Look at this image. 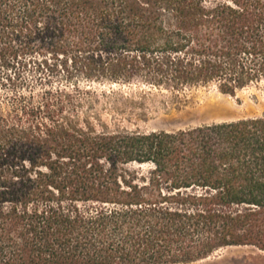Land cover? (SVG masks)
Returning <instances> with one entry per match:
<instances>
[{
    "label": "trees",
    "instance_id": "16d2710c",
    "mask_svg": "<svg viewBox=\"0 0 264 264\" xmlns=\"http://www.w3.org/2000/svg\"><path fill=\"white\" fill-rule=\"evenodd\" d=\"M260 82L264 0H0V264L264 252V117L111 130L94 112L113 87L143 88L145 116L151 92Z\"/></svg>",
    "mask_w": 264,
    "mask_h": 264
},
{
    "label": "rangeland",
    "instance_id": "374dc122",
    "mask_svg": "<svg viewBox=\"0 0 264 264\" xmlns=\"http://www.w3.org/2000/svg\"><path fill=\"white\" fill-rule=\"evenodd\" d=\"M46 58L49 63H54L50 54ZM30 75L28 73L26 76L30 78ZM97 89L107 91L103 87ZM112 90L118 96L110 101H101L94 110L99 120L111 130H176L198 123L264 117V82L250 85L235 96L221 94L214 85L191 89L179 99H173L166 91L162 93L163 96L151 92L147 94L144 104L145 116H136L134 111L143 88L132 85L113 87ZM121 95L128 98V102L120 100ZM191 264H264V252L250 247L229 248L208 260Z\"/></svg>",
    "mask_w": 264,
    "mask_h": 264
},
{
    "label": "bare ground",
    "instance_id": "6f19581e",
    "mask_svg": "<svg viewBox=\"0 0 264 264\" xmlns=\"http://www.w3.org/2000/svg\"><path fill=\"white\" fill-rule=\"evenodd\" d=\"M209 258H207V259H204V260H208Z\"/></svg>",
    "mask_w": 264,
    "mask_h": 264
},
{
    "label": "water",
    "instance_id": "95a60500",
    "mask_svg": "<svg viewBox=\"0 0 264 264\" xmlns=\"http://www.w3.org/2000/svg\"><path fill=\"white\" fill-rule=\"evenodd\" d=\"M221 252V251H220ZM220 252H218V253H220Z\"/></svg>",
    "mask_w": 264,
    "mask_h": 264
}]
</instances>
